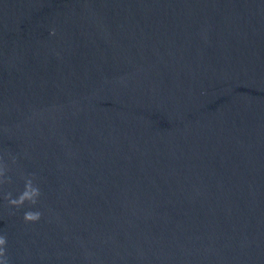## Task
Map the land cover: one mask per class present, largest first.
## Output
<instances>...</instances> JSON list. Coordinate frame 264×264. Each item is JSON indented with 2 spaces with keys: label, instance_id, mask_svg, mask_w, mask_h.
Wrapping results in <instances>:
<instances>
[{
  "label": "water",
  "instance_id": "95a60500",
  "mask_svg": "<svg viewBox=\"0 0 264 264\" xmlns=\"http://www.w3.org/2000/svg\"><path fill=\"white\" fill-rule=\"evenodd\" d=\"M0 236V264H264V0H0Z\"/></svg>",
  "mask_w": 264,
  "mask_h": 264
},
{
  "label": "clouds",
  "instance_id": "9594fccd",
  "mask_svg": "<svg viewBox=\"0 0 264 264\" xmlns=\"http://www.w3.org/2000/svg\"><path fill=\"white\" fill-rule=\"evenodd\" d=\"M40 195V190L38 187H33L31 181H28L25 185V189L23 192L17 197L9 200V204L20 206L23 205L26 201L31 204H36L37 198ZM41 217V213L39 211H26L24 213V220L26 222H35L38 221ZM6 245V238L4 236H0V246ZM5 254V248L0 247V256Z\"/></svg>",
  "mask_w": 264,
  "mask_h": 264
}]
</instances>
